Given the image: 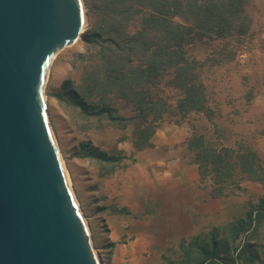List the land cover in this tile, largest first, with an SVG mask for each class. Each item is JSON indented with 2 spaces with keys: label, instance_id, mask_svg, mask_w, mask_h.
I'll return each mask as SVG.
<instances>
[{
  "label": "rangeland",
  "instance_id": "374dc122",
  "mask_svg": "<svg viewBox=\"0 0 264 264\" xmlns=\"http://www.w3.org/2000/svg\"><path fill=\"white\" fill-rule=\"evenodd\" d=\"M100 2L85 0L93 22L99 19ZM245 12L251 18L246 34L205 36L184 48L212 113L174 112L180 91L164 78L161 89L170 96L172 111L153 120L155 132L142 148L133 143L137 121L112 123L106 118L86 117L67 96L66 82L71 87L88 83V76L101 61L99 47L84 39L87 31L54 57L45 85L50 122L94 245L106 264L178 262L184 257L181 246L187 245L191 236H205L214 227L219 235L230 234L228 226L234 219L246 216L249 209L255 215L264 197V178L248 179V174L242 173L236 176L242 177L240 180L227 178L218 183L212 164H204L197 156V145H188L189 139L203 135L207 147L250 149L247 161H253L258 175L264 177V0H247ZM130 24L131 20L128 27L133 29ZM89 97L96 98L95 94ZM110 104L120 115L131 113V105L124 100L114 98ZM93 147L121 159L100 161L92 154ZM161 156L175 161L177 172L190 165L197 169L194 207L178 213L171 209L170 201L156 202L158 186L148 184L164 165L157 161ZM132 186L135 194L130 192ZM199 190L210 199L199 197ZM236 241L247 248L253 244L259 251L263 262L249 260V264H264V220L242 232ZM117 251L128 254L118 255ZM249 254L245 250L239 263H245Z\"/></svg>",
  "mask_w": 264,
  "mask_h": 264
},
{
  "label": "trees",
  "instance_id": "16d2710c",
  "mask_svg": "<svg viewBox=\"0 0 264 264\" xmlns=\"http://www.w3.org/2000/svg\"><path fill=\"white\" fill-rule=\"evenodd\" d=\"M247 0H101L97 7L99 19L93 22L84 36L88 44L99 47L100 62L88 76V83L71 87L66 82L67 96L86 117L106 118L109 122L137 121L134 144L142 148L155 132L153 120L172 111L169 95H164L162 80L180 91L174 112L212 113L203 97L202 83L194 80L190 61L184 48L189 43L209 36L227 38L241 36L250 29L251 18L245 12ZM180 19V20H179ZM132 21L129 29L128 22ZM95 94L96 98H90ZM124 100L131 105L129 115L118 114L110 104L112 99ZM136 134V133H135ZM198 147L197 156L204 164L211 163V171L218 183L228 179L246 178L263 180L253 161H247L250 149L222 146L207 147L204 136L189 139ZM121 153L122 150L118 149ZM92 154L100 161L119 162L121 156L109 155L93 147ZM207 166V165H206ZM114 172V169H113ZM225 177V178H224ZM264 220V197L253 215L249 209L246 216L237 217L228 226L230 234L219 235L218 227L209 234L191 236L182 245L184 257L170 264H240L245 257L263 262L253 244L248 248L236 243L242 232L248 231L256 222ZM227 232V233H228ZM220 236V237H219Z\"/></svg>",
  "mask_w": 264,
  "mask_h": 264
},
{
  "label": "water",
  "instance_id": "95a60500",
  "mask_svg": "<svg viewBox=\"0 0 264 264\" xmlns=\"http://www.w3.org/2000/svg\"><path fill=\"white\" fill-rule=\"evenodd\" d=\"M85 16L86 27L84 0H0V264L104 261L45 97L54 57L88 30Z\"/></svg>",
  "mask_w": 264,
  "mask_h": 264
},
{
  "label": "crops",
  "instance_id": "0c3cea01",
  "mask_svg": "<svg viewBox=\"0 0 264 264\" xmlns=\"http://www.w3.org/2000/svg\"><path fill=\"white\" fill-rule=\"evenodd\" d=\"M157 161L159 162V164L164 165L162 166L161 171L157 173L159 175H157L156 179L152 178L150 179L149 184L146 183L149 186H151L152 184H154V186H158L160 197L157 196V198H155L156 202L159 204V202L162 203L165 200L170 201L171 209L177 212L179 209L188 210L194 207L195 200L194 198H192V193H194L195 184L199 180L197 169H195L193 165H190L189 167L177 172L175 169L176 162L170 159L169 157L161 156L157 158ZM130 192L131 194H135L137 191L132 186ZM202 195H206L205 191L199 190L198 196L201 197ZM161 196L165 197L161 198ZM209 199L210 198L207 197V200ZM203 204H205V202H203ZM116 254H118V251ZM127 254L124 252H119L118 255Z\"/></svg>",
  "mask_w": 264,
  "mask_h": 264
},
{
  "label": "bare ground",
  "instance_id": "6f19581e",
  "mask_svg": "<svg viewBox=\"0 0 264 264\" xmlns=\"http://www.w3.org/2000/svg\"><path fill=\"white\" fill-rule=\"evenodd\" d=\"M86 5H85V0H84V17H83V19H84V27H86V16H85V7ZM87 29V28H86ZM86 31V30H85ZM52 131H53V129H52ZM53 134H54V131H53ZM54 138H55V140H56V143L58 144V141H57V138H56V135L54 134ZM62 160H63V158H62ZM66 172H67V178H68V182H69V184L71 185V183H70V177H69V174H68V171H67V169H66ZM72 186V185H71ZM77 199V198H76ZM95 251H96V253H97V255H98V257H102L101 255H100V253L98 252V250H97V248L95 247ZM101 264H106V262L105 261H101Z\"/></svg>",
  "mask_w": 264,
  "mask_h": 264
}]
</instances>
